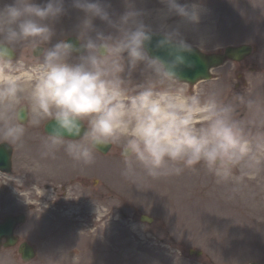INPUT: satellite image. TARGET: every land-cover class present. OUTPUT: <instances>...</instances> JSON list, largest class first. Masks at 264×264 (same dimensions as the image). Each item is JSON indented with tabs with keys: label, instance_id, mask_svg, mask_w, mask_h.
Listing matches in <instances>:
<instances>
[{
	"label": "rangeland",
	"instance_id": "obj_1",
	"mask_svg": "<svg viewBox=\"0 0 264 264\" xmlns=\"http://www.w3.org/2000/svg\"><path fill=\"white\" fill-rule=\"evenodd\" d=\"M130 1L136 3L134 9L145 13V21L154 28L162 24L178 27L188 43L203 50L218 51L242 42L255 45L247 70L229 61L213 70L212 79L176 86L183 87L187 95H199L202 101L216 95L232 104L234 118L244 127L260 163L251 175L240 178L237 169L234 179L222 183H217L202 164L158 178L147 176L137 165L139 176L130 179L122 175L125 165L121 145L115 144L105 155L95 152V161L90 165L75 161L80 171L71 177H84L86 185L77 182L67 196L59 193L48 199L45 181L52 179L50 183L54 184L61 176L51 169L57 167L55 160H74L63 147L53 152L46 149L48 137L42 127L47 118L37 126L27 123L22 141L13 144V173L0 171V220L25 213L28 218L18 234L35 244L38 253L24 262L17 247L3 248L0 264L264 263V150H256L258 143H264V0H252L254 8L247 15L251 22L231 21L240 14L235 11L237 6L223 23L218 22L219 26L218 0H177L190 11L195 8L199 12L196 24L176 15L167 16V5L161 0H98L114 19L128 9ZM12 2L0 0V7ZM35 2L42 5L47 0ZM64 6L66 13L56 21L57 35L51 44L76 36L84 17L83 11L73 7V0H65ZM94 24L112 31L99 18ZM17 52L11 67L0 65V78L17 76L30 90L39 75V60L30 46H18ZM142 67L123 74L128 96L135 95L150 78ZM249 100L254 102L251 108ZM204 123L198 121L197 127ZM177 166L182 167H173ZM142 215L153 220L143 221ZM196 251L202 253L197 255Z\"/></svg>",
	"mask_w": 264,
	"mask_h": 264
},
{
	"label": "clouds",
	"instance_id": "obj_2",
	"mask_svg": "<svg viewBox=\"0 0 264 264\" xmlns=\"http://www.w3.org/2000/svg\"><path fill=\"white\" fill-rule=\"evenodd\" d=\"M161 2L167 5V16L199 23L195 8L190 11L177 0ZM64 5L65 0H47L42 5L13 0L0 7V65L12 66L18 46H30L34 52L42 49L36 55L39 75L30 90L17 76L0 78V141H22L26 131L22 112L26 111L32 126L43 118L55 121L47 134L48 152L63 147L84 165L94 163V153L101 148L120 144L125 178H138L137 165L152 178L201 164L217 183L234 179L237 169L240 178L252 174L260 161L241 122L234 118L233 105L216 95L202 101L176 86L184 81V69L196 67L185 55L194 49L178 27L154 28L143 11L131 6L114 19L98 0H73V7L84 13L75 33L79 46L66 39L51 44L57 35L56 21L66 13ZM96 18L112 31L97 28ZM157 33L163 35L157 48L166 49L169 59L150 56L146 49ZM141 66L150 78L128 96L123 74ZM240 100L244 102L243 97ZM253 103L247 101L248 107ZM198 121L206 123L197 127ZM256 150H264V143H258Z\"/></svg>",
	"mask_w": 264,
	"mask_h": 264
},
{
	"label": "water",
	"instance_id": "obj_3",
	"mask_svg": "<svg viewBox=\"0 0 264 264\" xmlns=\"http://www.w3.org/2000/svg\"><path fill=\"white\" fill-rule=\"evenodd\" d=\"M161 39H163L162 34L157 33L156 35H153L152 41L150 43H146L145 45L146 49L149 52L150 56L160 57L162 59H169L170 57L168 56V52L166 49L157 48V43ZM66 40L79 46V41L77 37L71 36L68 37ZM192 47L194 49L193 54L185 53V55L189 60L195 62L196 67L194 69H184L183 71L184 82H188L191 84H194L201 79L211 78L210 71L212 68L222 65L227 59L240 60L244 56L248 55L252 49L250 45H242L240 47H227L223 53L207 54L194 46ZM40 51L41 49H38L35 52V54L37 55ZM15 57H16V53L14 52L12 54V58ZM22 116H23L22 122L25 123L27 121L28 113L26 111H23ZM54 123L55 121H49L46 124V131L48 133H51L52 125ZM81 135H83V131ZM66 137H70V136H66ZM70 138H79V137H70ZM111 147L112 146H109L107 148H101L100 151L102 153H106L110 150ZM12 152H13V148L9 143L6 142L0 143V170L10 172ZM22 220H23V216L7 217L3 222H0V248L2 246L9 247L15 244L16 239L14 238L13 235L14 227L19 221ZM3 238L6 239L5 242H3ZM20 251L23 254L24 260H29L34 256L33 247L29 246L26 243H23L21 245ZM197 254L199 255L201 254V252L198 251ZM250 264H260V263L254 262Z\"/></svg>",
	"mask_w": 264,
	"mask_h": 264
},
{
	"label": "flooded vegetation",
	"instance_id": "obj_4",
	"mask_svg": "<svg viewBox=\"0 0 264 264\" xmlns=\"http://www.w3.org/2000/svg\"><path fill=\"white\" fill-rule=\"evenodd\" d=\"M217 5L221 13V15H219V23H223L226 19V15L228 14V12L234 11L235 7L238 6V10H235V11L239 12L240 14L233 19L231 18L232 19L231 21L237 20V23L241 24V22H239V19H242L243 24H245L246 21L249 20L247 15L251 14L252 9L254 8V5L252 4V0H232V1L218 0ZM249 22H251V20H249ZM236 64L240 66V69L247 70L250 64V58L247 57L241 62H237ZM42 130H43L44 135L47 137L44 131V126L42 127ZM63 162H66V163L62 164ZM55 163L57 164L56 169L55 168H51V169H53V171H58V173H60L61 176H60V179L58 178L54 184L50 183L52 179L51 180L47 179V181H45L44 189H46V192L48 193L47 194L48 199H50L53 194L59 195V193H61L62 196L64 195L67 196L68 195L67 191L69 189L73 190L74 184L77 182L82 183V185H86L84 182L85 179H83L84 177H82L81 179L79 177L77 178L71 177V174H74V173L77 174V170L80 171L79 167L77 166L79 165L78 163H76L75 161H70V160H55ZM73 165H75L76 169L75 167H72ZM66 182H67V185H64ZM17 214H20V213H17ZM25 216H26L25 220H27L28 217L26 214ZM20 226L21 224H19L15 230V234L19 237V241L20 242L27 241L30 244H33L29 240L21 239L20 234H18V230Z\"/></svg>",
	"mask_w": 264,
	"mask_h": 264
},
{
	"label": "bare ground",
	"instance_id": "obj_5",
	"mask_svg": "<svg viewBox=\"0 0 264 264\" xmlns=\"http://www.w3.org/2000/svg\"><path fill=\"white\" fill-rule=\"evenodd\" d=\"M133 4H134V5H133ZM129 6L135 8V7H136V3H135L134 1H130V2H129Z\"/></svg>",
	"mask_w": 264,
	"mask_h": 264
}]
</instances>
